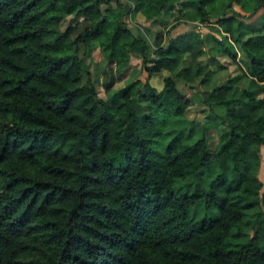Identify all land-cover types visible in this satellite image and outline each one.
<instances>
[{"label": "trees", "instance_id": "obj_1", "mask_svg": "<svg viewBox=\"0 0 264 264\" xmlns=\"http://www.w3.org/2000/svg\"><path fill=\"white\" fill-rule=\"evenodd\" d=\"M130 1L0 0V264H264L257 231L227 244L261 201L264 0ZM259 8L253 31L244 18ZM165 11L175 19L154 47L124 18ZM69 14L87 20L76 33L79 22L60 27ZM186 19L212 32L171 34ZM206 39L234 59L236 45L249 77L229 76L203 98L227 128L213 149L204 129L187 127L192 97L176 79L193 87L209 71ZM96 45L118 73L137 53L145 78L100 96L79 55ZM162 68L157 87L150 76ZM199 200L206 212L191 216ZM255 222L264 233V208Z\"/></svg>", "mask_w": 264, "mask_h": 264}, {"label": "rangeland", "instance_id": "obj_2", "mask_svg": "<svg viewBox=\"0 0 264 264\" xmlns=\"http://www.w3.org/2000/svg\"><path fill=\"white\" fill-rule=\"evenodd\" d=\"M115 2V0H111ZM183 0H175L176 5H180ZM129 4L132 5V1L128 0ZM102 6H105L103 4ZM132 7V6H131ZM236 8L244 13L248 11L244 10L239 4H236ZM232 10L228 11V13ZM263 10L259 8L251 16H245L244 20L247 23L248 27H251L255 31L260 23L262 18ZM128 25L137 32L145 34L148 41L151 43V46L154 47V36L157 31L163 30L164 37L163 42L168 40L165 30L167 26L175 19L170 11H165L162 13L161 17L156 19H148L140 12H127L124 16ZM214 18V17H212ZM79 22L78 29L75 33L80 30L83 25L87 22L83 15L74 14L67 15L60 22V27L64 28L68 24H74ZM197 30L208 33L210 30L209 26L205 22L199 20H181L174 27L170 29L171 34L176 35L181 32ZM251 31V30H250ZM74 33V34H75ZM219 37L218 33H214ZM207 40V39H206ZM213 42H211L212 44ZM210 42L207 40L204 44V50L200 54V60L207 64L209 71L196 77V80L193 81L195 86H190V82L183 80L180 75H176L177 84L183 90L184 94L188 97H192L191 102L186 108V118L191 120V123L187 127H195L199 130L204 129L206 138L209 144V148L213 149L221 136L227 128L223 124H216L207 117L209 112L208 106L203 101V98L206 96L207 92L212 88L214 84L224 81L229 76H237V83L240 85H246L249 83L248 75L244 74L245 64L243 60V53L241 50L234 46L237 50V56L234 59L232 56L226 54H219L213 52ZM79 55L83 60V64L88 67L90 70L91 78L96 86L97 92L100 96L105 97L107 94L116 93L121 87H123L130 79L140 76L141 79H144L146 74L143 71L141 57L134 53L131 56L129 64L125 69L118 73L115 69V62L112 59L105 57L104 53L101 51L98 45L94 46L91 51L86 52L83 47L79 51ZM215 56L217 59L212 58ZM169 71L166 68H162L157 71H153L150 76V81L153 85L161 87L163 83V77L167 75ZM210 73V77L207 75ZM207 77L208 81L203 79ZM184 122V120H182ZM257 175L261 180L260 187V204L257 205L254 209L249 211L246 215V218L241 225L243 232L241 234L237 233V228L234 226L232 232L228 237V245L237 246L246 241L247 238L252 236V234L257 231L259 235V241L264 242V233L260 230L257 223L255 222V216L257 212L264 208V143L260 145V160L257 170ZM184 180L178 179L177 184H183ZM181 189L184 188L183 185L180 186ZM206 212L204 207L203 200H199L193 207L190 208L189 214L191 216L197 217ZM207 212L212 214L216 213V209L211 208Z\"/></svg>", "mask_w": 264, "mask_h": 264}]
</instances>
